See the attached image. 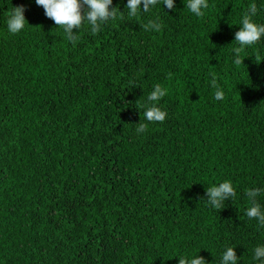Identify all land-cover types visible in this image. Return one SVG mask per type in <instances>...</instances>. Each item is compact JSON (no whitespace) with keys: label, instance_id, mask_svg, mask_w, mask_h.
I'll return each mask as SVG.
<instances>
[{"label":"trees","instance_id":"1","mask_svg":"<svg viewBox=\"0 0 264 264\" xmlns=\"http://www.w3.org/2000/svg\"><path fill=\"white\" fill-rule=\"evenodd\" d=\"M163 3L130 16L112 0L115 20L69 39L35 0H0V264H220L227 247L259 264L264 226L245 211L251 189L264 206V37L237 54L235 33L253 5L264 23V0L199 17Z\"/></svg>","mask_w":264,"mask_h":264},{"label":"clouds","instance_id":"2","mask_svg":"<svg viewBox=\"0 0 264 264\" xmlns=\"http://www.w3.org/2000/svg\"><path fill=\"white\" fill-rule=\"evenodd\" d=\"M35 2L43 7L48 18L52 19L59 27H63L69 39L73 37V28L80 29L81 26L86 25L93 32H96L102 23L117 18L116 7L110 9L112 0H35ZM156 3L157 0H127L125 9L128 10L130 16H135L138 11H149ZM164 5L168 9H174L175 0H164L162 6ZM207 7V0H188L187 3L188 10L197 17L201 16L203 10ZM256 14L257 8L253 5L249 9L248 14L240 20L239 31L235 33V41L240 45V48L235 50L237 54L242 48L251 46L264 37V23H257L251 19ZM26 24L28 22L24 16V8L13 7L7 20L8 31L12 34L19 33L25 28ZM154 27L159 28V25L155 24ZM236 62L239 63L240 61L237 60ZM164 95V90L157 86L150 95L149 100L155 101ZM222 97V91L217 90L215 98L220 100ZM164 116L165 113L157 107H151L145 113V117L148 120H163ZM139 131H143V128L141 127ZM260 192L261 189L258 188L248 191L247 195L250 200H253V203L246 209L245 214L249 219H256L260 225L264 226V206L254 200ZM234 194L232 182L226 180L207 190V201L212 207H219L221 203L230 199ZM234 249L233 247L224 249L220 264H239V258ZM253 258L259 264H264V244L255 248ZM179 264H206V262L202 257L196 255L179 258Z\"/></svg>","mask_w":264,"mask_h":264}]
</instances>
